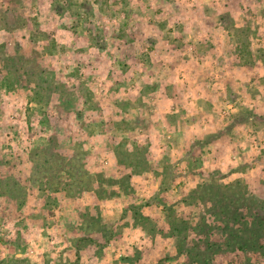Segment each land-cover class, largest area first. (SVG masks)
Here are the masks:
<instances>
[{"label": "rangeland", "instance_id": "rangeland-1", "mask_svg": "<svg viewBox=\"0 0 264 264\" xmlns=\"http://www.w3.org/2000/svg\"><path fill=\"white\" fill-rule=\"evenodd\" d=\"M259 211L264 0H0V264H264Z\"/></svg>", "mask_w": 264, "mask_h": 264}, {"label": "trees", "instance_id": "trees-1", "mask_svg": "<svg viewBox=\"0 0 264 264\" xmlns=\"http://www.w3.org/2000/svg\"><path fill=\"white\" fill-rule=\"evenodd\" d=\"M254 224L255 225L258 224L259 227L262 226V228L261 229L258 228V231H257V232H259L258 233L259 234L258 237L259 238H262L263 237V233H264V214L262 215L260 211L258 213L257 212L256 213L254 212ZM244 227L247 228L246 223H245ZM255 232L256 231L254 230V233Z\"/></svg>", "mask_w": 264, "mask_h": 264}]
</instances>
